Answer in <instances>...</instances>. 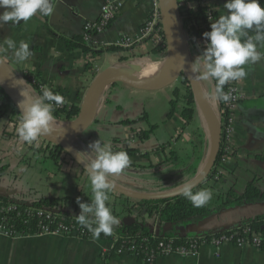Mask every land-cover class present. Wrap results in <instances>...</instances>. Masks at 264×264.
I'll use <instances>...</instances> for the list:
<instances>
[{"label":"crops","instance_id":"obj_1","mask_svg":"<svg viewBox=\"0 0 264 264\" xmlns=\"http://www.w3.org/2000/svg\"><path fill=\"white\" fill-rule=\"evenodd\" d=\"M105 1L53 0L54 10L46 17L37 14L18 24L0 22V54L21 77L25 71L39 74L44 83L78 107L82 106L95 77L104 70L119 68L145 80L162 79L168 70L167 50L157 52L151 44L137 41L129 50L106 51L108 46H117L124 35H139L148 14L149 0H110L121 1L123 6L110 27L95 37L97 44H88V52L68 50L62 37L82 36L84 23L99 16ZM225 3L226 0H204V4L213 7L217 19L226 14ZM260 4L264 7V0H260ZM189 7L195 10L199 2L192 1ZM4 10L0 9V13ZM7 37L17 45L20 41L29 43L34 55L17 63L13 50L8 49L4 42ZM258 50L264 53V48ZM94 51L99 54H92ZM202 54L201 41L189 43L185 75L193 84L197 110L185 130H182L184 122L180 114L168 118L173 91L175 87H181L180 80L159 90H142L124 83L105 87L89 128L74 140V151L73 154L68 153L67 162H56L30 148L19 138L17 131L12 134L9 116L0 117V197L33 203L46 197H74L77 195L73 194L75 191L93 198L90 177L74 155L78 159V152L90 155L88 145L98 139L112 144L114 151L125 147L126 139H129L131 146L145 155L131 156V163L145 165L164 161L170 152L186 160L197 144L202 148V160L198 165L200 173L220 132V102L213 99L215 87L212 79H199L202 65L200 72L193 71L196 67L193 62ZM151 65L158 66L159 72L148 78L145 73ZM245 68L248 74L239 80L243 98L237 111L234 136L223 164V175L212 188V212L198 221L179 224H158L154 218H148L147 222L155 232L159 229L160 234L170 237L202 236L238 228L264 214V200L215 209L229 190L234 189L241 194L256 177L258 187L264 190V59ZM28 89L31 96L39 95L33 88ZM126 120L133 122L128 125L124 123ZM151 125L157 127L147 140L141 141L134 136L141 130H148ZM168 142L170 144L165 150L161 149ZM109 179L121 188L136 191L137 174L131 167L109 176ZM118 198L119 194L110 191L106 203L114 204ZM63 207L77 214L81 211L72 202L65 203ZM111 249V241L101 238L57 235L7 238L0 235V264H143L135 255L110 254ZM154 264H264V249L256 246L239 248L229 244L220 248L204 245L195 257L173 254L158 258Z\"/></svg>","mask_w":264,"mask_h":264},{"label":"trees","instance_id":"obj_2","mask_svg":"<svg viewBox=\"0 0 264 264\" xmlns=\"http://www.w3.org/2000/svg\"><path fill=\"white\" fill-rule=\"evenodd\" d=\"M192 1H198L199 7L197 9H192L189 7V3ZM178 10L181 16V21L184 30L187 33V38L189 43L194 44L196 41H201V48L204 51L208 41L204 38L203 33L210 31L211 22L217 20L216 12L212 13V18L210 17V12L212 11L211 7L207 4L202 3V0H177ZM65 41L66 47L70 51L81 50L84 52L90 51V47L86 42L83 41L82 36H75L74 38L62 37ZM118 49H123L117 46H108L106 51L115 52ZM165 47L154 46V51L161 52L165 51ZM92 54L97 55L99 52L94 51ZM89 63V68H91ZM22 79L25 81L26 85L29 88H33L39 94H42L38 84L33 82L35 79L37 82L43 81L40 78L39 74L30 73L23 74ZM181 87H175L173 91V96L170 101V109L168 112V118L173 117L177 113L183 119L184 125L182 130H185L192 121L194 114L197 110V102L193 92L192 84L189 79L182 74L180 79ZM214 87L216 82L212 79ZM231 83L229 82L224 86V91L227 92L230 88ZM55 93H57L54 90ZM59 94V93H58ZM220 102L219 107V121H220V137H219V146L218 151L215 156L213 167L210 171V174L204 179L199 185L193 187V192L199 191L201 189H210L214 188L215 182L220 178L215 179V174L221 171L223 167L221 160L222 157L227 155L226 151V126L227 120L230 114V109L228 103L223 101ZM55 111L53 113L54 119L61 120L64 122L73 121L80 112V107L72 105L66 101L62 107L54 105ZM9 116V126L12 128L13 133L17 131V128L20 124L21 114L18 109L12 102V100L7 96V94L0 87V117ZM145 118L142 117V119ZM133 121L126 120L125 124H130ZM135 122V121H134ZM157 125H151L148 130H141L135 133V137L139 140H147L152 132L156 129ZM41 138L39 137L38 141ZM38 141L28 144L30 148L40 153H43L46 158L53 159L56 162H67L68 152L65 151L60 146H55L49 142L42 140V143L38 144ZM127 145L125 147H118L116 151H126L129 157L142 155L141 151L138 148H134L128 142L129 139H126ZM116 142H119L116 140ZM170 144V142L162 145L161 149L165 148ZM202 160V148L197 144L193 146V153L190 158L184 160L175 155V153L170 152L166 159L156 165L149 164L145 165L142 163H131L128 167L134 169L137 174L136 180V191L143 194H161L174 191L179 189L184 183H190L192 179L198 175V165ZM112 176V175H111ZM258 178L256 177L252 182H250L243 193L238 194L234 189L229 190L225 196L222 197V203L217 206L215 209L221 210L227 206L240 204L243 202H253L264 200V190H261L258 187ZM77 198L81 202L90 203L92 200L91 195L86 193L78 192L74 197H46L41 198L33 203H22L20 204V211L14 212H5L7 218H9V224L21 233H30L34 234L37 232L35 227V220L25 216L24 209L26 207H35V208H47L50 210H55L60 217H66L68 220L73 221L76 225L79 223L76 220V212H70L64 210L63 205L65 203H73L77 208ZM118 202L114 204L106 203L112 210L113 215L118 219L122 217H133L135 222L130 225H126L121 221L120 225L114 226L113 232L111 235H104L101 233V239L111 241L114 237L117 238L115 243V249L121 247L122 245L131 246L135 245L138 252V259L143 261V259L151 253L152 251L157 252L160 247L161 242H167L170 236H164L162 234H157L155 229L150 226L147 222L148 218H154L158 224L164 223H185L189 221H198L203 217L209 215L212 210V199L202 207H194L192 203L186 199L181 194L175 196L159 198V199H134L131 197H126L124 195H119ZM12 200L0 197V208L3 205L11 203ZM134 209H137L139 213L143 215H135L133 213ZM123 218V220H124ZM248 227L252 230V234L256 233L261 238V247L264 249V214L258 215L254 219L250 220L247 224L231 229L224 230L221 232H216L212 234H205L202 236H186V237H175L173 236L174 245H183L187 244L190 240L193 239H210L214 236H217L223 232L229 231H240L242 228ZM172 237V236H171ZM110 254H114V249L110 250ZM149 264V263H143Z\"/></svg>","mask_w":264,"mask_h":264},{"label":"clouds","instance_id":"obj_3","mask_svg":"<svg viewBox=\"0 0 264 264\" xmlns=\"http://www.w3.org/2000/svg\"><path fill=\"white\" fill-rule=\"evenodd\" d=\"M223 7L226 14L211 22V30L203 33L208 43L202 56L193 62L196 64L193 71L200 72L202 65L199 79H214L213 99L228 103L233 96L231 90L224 91V86L230 81L244 79L248 74L245 66L264 59V53L258 50L264 48V7L260 0H226ZM0 9H5L0 13V22L11 21L13 24L26 22L37 14L46 17L54 10L53 0H0ZM4 42L8 49L13 50L17 63L34 55L25 41L17 45L7 37ZM21 96L24 99L19 104L21 119L17 133L23 142L32 144L40 136L51 132L54 105L64 103V98L47 86L42 87V94L25 97L22 90ZM88 148L90 155L78 152L77 156L90 177L93 198L90 203L77 198L81 211L76 220L98 239L101 233L111 235L114 226L121 223L106 205L109 192L113 189L109 176L120 174L131 164V160L126 151H114L112 144L101 139L90 143ZM179 192L194 207L204 206L213 196L210 189L193 192L192 183H184Z\"/></svg>","mask_w":264,"mask_h":264},{"label":"built area","instance_id":"obj_4","mask_svg":"<svg viewBox=\"0 0 264 264\" xmlns=\"http://www.w3.org/2000/svg\"><path fill=\"white\" fill-rule=\"evenodd\" d=\"M204 3V0H202ZM123 3L121 1H110L107 0L103 3L99 16L94 20H89L84 23L82 31V39L87 44L96 45L95 37L108 29L111 23L115 20L117 15L122 9ZM212 11L209 13L212 18V13H214L213 7ZM217 19V18H216ZM137 41H145L152 46H160L166 48V38L163 31V26L161 22V9L159 0H149V9L146 19L143 21L140 27V33L137 37L124 35L118 42V46L129 50ZM24 74H30L29 71H25ZM34 83L38 84L40 91L42 87L47 86L53 92L54 90L49 87L43 81L37 82L33 79ZM231 86L227 92L231 90L233 99L228 102V107L230 109V114L227 120L226 126V151L227 155L230 149V143L234 136L235 123L237 118V111L240 105V101L243 98V93L240 86V81H230ZM55 93V92H54ZM64 98V103H66V98L64 95L60 94ZM57 105L62 107L64 104ZM132 141H129L131 144ZM227 155L222 157V165L226 161ZM223 173V169L215 174V179L220 178ZM21 202L12 201L7 205H3L0 208V235L7 238H16L22 235H57V236H76L85 239L94 238L93 234L82 226L76 225L73 221L68 220L66 217H60V215L55 210H50L47 208H35L26 207L24 209L25 216L33 218L35 220V227L37 232L34 234L21 233L18 232L13 225L9 224V218L6 217L5 212L20 211L19 209ZM133 213L135 215H143L139 213L137 209H134ZM117 238L114 237L111 240L112 250L114 249L115 255H125L131 254L138 258V250L135 245L125 246L115 249V243ZM173 237H170L167 242H161L159 250L157 252L152 251L143 259V263L154 264L156 260L163 256L177 254L184 257H195L199 254L200 249L204 245H212L216 248H220L224 245H233L239 248H244L246 246H256L261 247V238L256 234H252V230L248 227L242 228L240 231H229L223 232L217 236L210 239H193L187 244L174 245ZM219 253H217V256Z\"/></svg>","mask_w":264,"mask_h":264},{"label":"water","instance_id":"obj_5","mask_svg":"<svg viewBox=\"0 0 264 264\" xmlns=\"http://www.w3.org/2000/svg\"><path fill=\"white\" fill-rule=\"evenodd\" d=\"M159 3L161 9L162 26L167 42L166 44L168 53V70L165 76L159 80H145L138 77L134 73L119 68H112L100 72L90 85L84 98L83 104L80 107L78 116L73 121H63V123L72 124L69 130H67L64 134H59L51 128L52 130L50 133L40 136L41 139L55 146H60L68 153L73 154V142L81 135H83L89 128L94 116L96 104L105 87L114 83H124L137 89L159 90L175 84L178 80L181 79L182 74L185 75V68L189 62V41L187 38V33L182 25L177 0H159ZM0 87L12 100L19 113L21 114L19 104L24 99V97L21 96V91H24L25 97L31 96V93L21 75H19L12 69V67L1 54ZM54 121L61 120L54 119ZM219 137L220 132L218 133L215 141V148H213V150L210 152L206 165L200 171V173L190 182L193 184V187L199 185L210 174V171L214 164L215 156L218 151ZM74 159L83 168L85 167L84 164L80 162L76 157V155H74ZM110 182L113 184V192L134 199H159L180 194L179 189L161 194H143L137 191H131L121 188L115 185L112 181ZM123 222L126 225H130L135 222V219L133 217L127 216L124 218ZM156 233L160 234L159 229L156 230Z\"/></svg>","mask_w":264,"mask_h":264},{"label":"bare ground","instance_id":"obj_6","mask_svg":"<svg viewBox=\"0 0 264 264\" xmlns=\"http://www.w3.org/2000/svg\"><path fill=\"white\" fill-rule=\"evenodd\" d=\"M161 22H162V18H161ZM91 45V44H89ZM93 46V45H91ZM166 50H167V44H166ZM158 66L156 67L155 65H151L146 73H145V76L148 77V78H151V76H154L158 73ZM71 123H63V121H53L52 122V125H51V128L53 130H55L56 132H58L59 134H64L67 130H69V128L71 127ZM43 140V139H42ZM214 148H215V145H214Z\"/></svg>","mask_w":264,"mask_h":264},{"label":"rangeland","instance_id":"obj_7","mask_svg":"<svg viewBox=\"0 0 264 264\" xmlns=\"http://www.w3.org/2000/svg\"><path fill=\"white\" fill-rule=\"evenodd\" d=\"M179 81V80H178ZM41 141H42V139H41ZM48 163H51V164H53L54 165V163L52 162V161H48ZM46 164H47V162H46ZM222 169H223V167H222ZM223 175V173L221 174V176ZM220 176V177H221ZM73 194H77V192H75V191H73Z\"/></svg>","mask_w":264,"mask_h":264}]
</instances>
